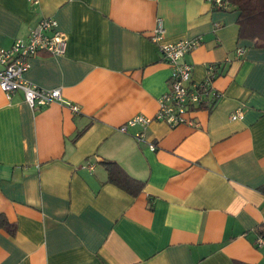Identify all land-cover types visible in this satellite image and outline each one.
<instances>
[{
  "label": "crops",
  "instance_id": "obj_1",
  "mask_svg": "<svg viewBox=\"0 0 264 264\" xmlns=\"http://www.w3.org/2000/svg\"><path fill=\"white\" fill-rule=\"evenodd\" d=\"M43 17L57 20L66 50L38 52L24 77L60 87L79 111L33 110L0 88V264H264V45L246 35L240 10L0 0V48ZM194 37L200 45L184 56L192 80L215 65L210 87L221 96L194 112L195 126L171 127L154 118L170 76L159 46ZM138 115L153 118L144 133L156 150L134 137L141 126L119 130ZM107 161L142 186L109 181Z\"/></svg>",
  "mask_w": 264,
  "mask_h": 264
},
{
  "label": "built area",
  "instance_id": "obj_2",
  "mask_svg": "<svg viewBox=\"0 0 264 264\" xmlns=\"http://www.w3.org/2000/svg\"><path fill=\"white\" fill-rule=\"evenodd\" d=\"M33 4L37 0H29ZM213 8L226 9L230 3L226 0H207ZM163 32L161 21L152 34V40L157 41ZM201 43V37L182 39L174 43L159 46V51L170 66L169 89L158 99V110L155 119L174 127L178 124L195 126L197 119L193 115L199 107H209L220 96V92L210 87V81L215 77L218 67L209 64L207 77L200 82L192 80V66L184 61V56L195 50ZM67 46V36L58 27V22L52 17L41 18L28 32L26 39L17 38L9 47L0 48V88L7 98L15 91H20L27 104L38 110L53 102L66 105L72 112H78V105L63 99L61 88H43L28 82L24 73L29 67V59L40 51L52 55H63ZM241 50H238V54ZM242 117V111L236 109L230 115L231 119ZM153 118L138 115L119 127L126 132L129 127L141 126L134 134L137 141L146 143L148 148L156 150L154 143L147 141L144 128ZM91 168V167H90ZM256 243H262L258 237Z\"/></svg>",
  "mask_w": 264,
  "mask_h": 264
},
{
  "label": "trees",
  "instance_id": "obj_3",
  "mask_svg": "<svg viewBox=\"0 0 264 264\" xmlns=\"http://www.w3.org/2000/svg\"><path fill=\"white\" fill-rule=\"evenodd\" d=\"M240 10V22L247 36L255 39L259 45H264V0H226ZM79 132L75 138L80 136ZM105 168L108 172L109 181L116 182L123 188L141 187L142 182L125 173L116 163L107 161ZM1 224L8 227L13 233L14 226L9 225L4 219ZM264 233V231H263Z\"/></svg>",
  "mask_w": 264,
  "mask_h": 264
}]
</instances>
